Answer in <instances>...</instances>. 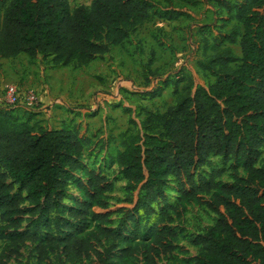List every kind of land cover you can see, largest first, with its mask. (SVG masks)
<instances>
[{
  "label": "trees",
  "instance_id": "1",
  "mask_svg": "<svg viewBox=\"0 0 264 264\" xmlns=\"http://www.w3.org/2000/svg\"><path fill=\"white\" fill-rule=\"evenodd\" d=\"M222 5L234 11L240 34H222L200 65L210 85L178 94L164 114L148 113L142 133L120 136L113 162L124 198L113 211V183L83 168L84 155L108 151L109 139L80 124L44 129L0 106V264L22 259L27 244L40 264H53L45 255L54 250L59 264H135L140 256L155 264L178 250L170 224L191 205L217 217L191 240L192 264H264V0ZM151 11L149 0H91L73 10L69 0H0V59L86 67L121 46ZM236 44L239 56L225 47ZM211 158L228 164L231 182L220 183L219 171L199 176ZM71 186L79 197L67 207ZM51 215L53 233L43 234Z\"/></svg>",
  "mask_w": 264,
  "mask_h": 264
},
{
  "label": "rangeland",
  "instance_id": "2",
  "mask_svg": "<svg viewBox=\"0 0 264 264\" xmlns=\"http://www.w3.org/2000/svg\"><path fill=\"white\" fill-rule=\"evenodd\" d=\"M149 2L154 14L151 19L136 28L121 46L110 48L106 55L86 67L54 68L51 59L42 56L32 63L25 56L0 61V80L3 79L0 82V97L3 98L0 106L13 109L23 120L31 118L44 129L58 127L49 123L54 118L60 127L62 124H80L95 139H109L108 151L93 157L84 155L83 168L100 170L113 183V191L107 196L111 211L120 207L124 198L125 182L113 162L120 150V136L142 133V123L148 113L164 114L175 106L178 94L210 85L213 80L200 70V65L213 55L215 43L222 34L232 30L240 34L242 30L234 20V11L229 13L222 3L234 6L243 0ZM90 3L91 0H69L71 10L89 7ZM225 47L240 55L237 44ZM6 86L36 90L41 99L38 107L32 111L19 101L8 104ZM263 165L264 150L258 163L260 167ZM213 171L221 172L220 183L231 182L228 164L222 158H211L199 171V176L207 177ZM239 174L243 176L241 171ZM80 176L78 173L75 180ZM166 193L168 202L172 203L175 196L171 186ZM78 197V192L71 186L66 206L70 207L72 200ZM46 220L49 227L43 234L53 233L54 215ZM112 220L115 222L116 217ZM216 220L215 215L194 205L187 207L181 216L173 217L170 227L178 234V250L160 256L155 264H192L197 248L191 245V240L213 226ZM93 227L94 224H90L89 230ZM20 253L22 259L8 264H23L27 256L30 264H40L34 246L27 244ZM45 258L59 264L60 256L56 250L47 251ZM92 262L87 260L84 264ZM135 264H143L141 256Z\"/></svg>",
  "mask_w": 264,
  "mask_h": 264
},
{
  "label": "built area",
  "instance_id": "3",
  "mask_svg": "<svg viewBox=\"0 0 264 264\" xmlns=\"http://www.w3.org/2000/svg\"><path fill=\"white\" fill-rule=\"evenodd\" d=\"M6 102L10 105H14L16 102H22L26 107L31 109L38 107L40 102V95L34 89L19 90L15 86H6Z\"/></svg>",
  "mask_w": 264,
  "mask_h": 264
},
{
  "label": "crops",
  "instance_id": "4",
  "mask_svg": "<svg viewBox=\"0 0 264 264\" xmlns=\"http://www.w3.org/2000/svg\"><path fill=\"white\" fill-rule=\"evenodd\" d=\"M40 57V56H39ZM0 61H7V60H1L0 59ZM2 80L3 79H1L0 80V82H2ZM0 89H1V87H0ZM3 100V98H2V96L0 97V101H2ZM58 118V117H57ZM49 123H50V125H55V126H58V127H55L54 129H58V128H60V125L61 124H56L55 122H54V118H51V120H49ZM43 127V126H42ZM49 130H51V129H49Z\"/></svg>",
  "mask_w": 264,
  "mask_h": 264
}]
</instances>
